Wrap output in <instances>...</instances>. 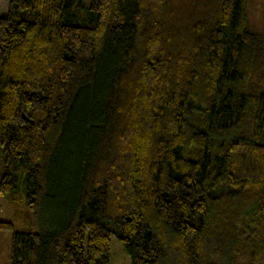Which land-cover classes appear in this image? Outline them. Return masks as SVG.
<instances>
[{"label":"trees","instance_id":"16d2710c","mask_svg":"<svg viewBox=\"0 0 264 264\" xmlns=\"http://www.w3.org/2000/svg\"><path fill=\"white\" fill-rule=\"evenodd\" d=\"M247 4L11 1L9 264H111L112 236L131 264H264V34Z\"/></svg>","mask_w":264,"mask_h":264},{"label":"rangeland","instance_id":"374dc122","mask_svg":"<svg viewBox=\"0 0 264 264\" xmlns=\"http://www.w3.org/2000/svg\"><path fill=\"white\" fill-rule=\"evenodd\" d=\"M11 1L0 0V16L7 13ZM85 1L87 4L91 2V0ZM247 16L249 28L254 32L264 34V0H248ZM11 218V208L0 193V221H11ZM16 227L20 230L18 225ZM11 236L12 232L0 231V264L10 263ZM111 264H131L130 257L114 236L111 238Z\"/></svg>","mask_w":264,"mask_h":264}]
</instances>
